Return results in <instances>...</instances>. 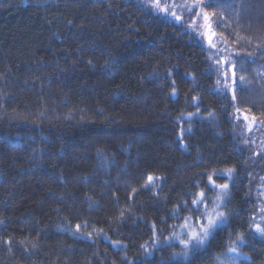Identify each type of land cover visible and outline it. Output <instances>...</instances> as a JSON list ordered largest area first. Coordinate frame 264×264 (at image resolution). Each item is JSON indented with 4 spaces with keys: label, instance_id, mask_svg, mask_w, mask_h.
<instances>
[{
    "label": "trees",
    "instance_id": "trees-1",
    "mask_svg": "<svg viewBox=\"0 0 264 264\" xmlns=\"http://www.w3.org/2000/svg\"><path fill=\"white\" fill-rule=\"evenodd\" d=\"M261 5L207 11L231 43L249 8L261 36L240 42L264 66ZM231 92L201 39L143 0H0V264H264V137L237 112L264 132V99ZM162 140L179 155L147 185ZM209 176L229 185L227 223L184 256L220 192Z\"/></svg>",
    "mask_w": 264,
    "mask_h": 264
},
{
    "label": "rangeland",
    "instance_id": "rangeland-1",
    "mask_svg": "<svg viewBox=\"0 0 264 264\" xmlns=\"http://www.w3.org/2000/svg\"><path fill=\"white\" fill-rule=\"evenodd\" d=\"M143 1L147 5L154 7V0ZM198 2L200 7H197L195 11L190 12L189 9ZM208 4L209 0H183L181 2H176L175 0H159V8H154L156 11L175 22H177L175 17L179 16L181 18V22L177 23H179L181 27L187 28L189 31L194 32V34L205 44L210 55L211 65L213 66L216 74V86L220 91H233V80H236L238 89L235 91L236 95H239L240 93L241 95H244V98L250 97L252 101L253 99H264V96L259 91L258 87L261 85V81L263 79L262 74L264 75V70L260 67L262 65L258 64L260 60L256 58V54L253 52V49H245L240 42L241 39L245 38L250 42V44L253 45L258 42L257 40L259 39V36H261L259 34L260 28L257 29L253 25V17L250 20L251 10L249 8L244 9L242 11L241 18H236L235 25L237 31H235L232 36L234 37L233 41H230L231 43H229L226 38H222L223 35H221L215 28L211 17L212 12L210 13L207 11L208 7H211L212 10L214 9L212 6L213 2L210 4V6H205ZM165 8L170 9L167 14L160 10ZM204 14L208 15V21L204 20ZM258 16L260 17L258 19H261L259 20V23H262V20L264 21L263 5H261L258 10ZM242 24L245 28H247L248 35L245 34ZM261 27L264 28V24ZM240 34L245 36H241ZM231 49H234L232 53ZM240 57H244L245 59L242 61L240 66H235L234 62L238 61ZM254 63H256L258 67H255ZM233 72L235 73L234 76ZM241 77H243V81L240 80ZM235 100H237V97ZM237 112L239 113L240 121L246 122V124H250L252 122L244 111L237 109ZM245 117H247V119H245ZM241 127L243 132H246V129L243 128L242 125ZM248 132L251 135L250 138L256 137L259 139V141L264 137L263 130L256 131L255 129H248ZM160 151L161 159L155 166L154 172L150 176L152 177L151 182H149L148 179L147 185H154L155 183L158 184L163 173L173 168L175 159L179 155L178 151L171 147V145H169V143L165 140H162L160 143ZM262 186H264V184ZM212 199L214 201L216 196ZM217 210L223 211L221 208L217 209L213 204L203 210L204 216L206 217L209 214L215 215ZM262 221L263 223L261 226H264V218ZM203 223H206V219L203 221ZM186 224L191 225V222H186ZM198 224V227L200 228L201 224Z\"/></svg>",
    "mask_w": 264,
    "mask_h": 264
},
{
    "label": "snow or ice",
    "instance_id": "snow-or-ice-1",
    "mask_svg": "<svg viewBox=\"0 0 264 264\" xmlns=\"http://www.w3.org/2000/svg\"><path fill=\"white\" fill-rule=\"evenodd\" d=\"M213 2V0H209V4L205 5V6H210V4ZM154 7L159 8V0H154ZM197 7H200L199 2L196 3L193 7H191L189 9V11H195V9ZM161 11L165 12V14H167V12L170 9H160ZM199 15V14H198ZM205 21L209 20V17L207 14H204L203 16ZM175 20L177 22H181V18L179 16L175 17ZM235 75V73L233 72V76ZM241 81H243V77L240 78ZM237 89V82L236 80H233V99H235V91ZM245 119H247V117H245ZM255 117L252 118L253 123H255ZM252 124H249V129H251ZM232 169H228L227 170V174L229 175V177H231L232 175ZM217 175H221L220 173H217ZM152 177H149V182H151ZM208 181H209V188L210 190H215V189H220V192L217 193L216 195V199L213 201V204L216 206L217 209L221 208V207H227V203L225 198L228 197V188L229 185L227 183L225 184H215L213 177L209 176L208 177ZM147 186V185H146ZM206 199V195L205 193L202 191L199 193V195L197 196L196 199L192 200V205L193 208L191 209V211L193 213L199 212V205L201 203L204 202V200ZM185 207H187V205H185ZM192 217H185V220H191ZM206 219V223H203V221ZM227 213L224 211H216L215 215H207L205 216H201L198 220L197 223L201 224V227L199 228V230L197 231L196 229H191L188 235L187 239H181L180 243L183 245L185 251L183 253L184 256H188L189 254V250H191L192 252H195L198 249H202L206 243L208 242V240L211 238L213 232H215L218 228H220L223 225H226L227 223ZM79 227V226H77ZM183 227H189L187 224L183 225ZM255 232L260 233L262 235H264V226H261L260 224H256L255 225ZM243 242V238L242 237H237L236 241H233L232 244L233 246L229 249V251L231 252H235L236 251V244L238 243H242Z\"/></svg>",
    "mask_w": 264,
    "mask_h": 264
}]
</instances>
